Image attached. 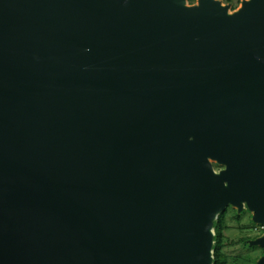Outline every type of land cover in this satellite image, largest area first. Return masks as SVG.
I'll return each instance as SVG.
<instances>
[{
	"label": "water",
	"instance_id": "water-1",
	"mask_svg": "<svg viewBox=\"0 0 264 264\" xmlns=\"http://www.w3.org/2000/svg\"><path fill=\"white\" fill-rule=\"evenodd\" d=\"M229 205L264 224V0H0V264H213Z\"/></svg>",
	"mask_w": 264,
	"mask_h": 264
},
{
	"label": "rangeland",
	"instance_id": "rangeland-1",
	"mask_svg": "<svg viewBox=\"0 0 264 264\" xmlns=\"http://www.w3.org/2000/svg\"><path fill=\"white\" fill-rule=\"evenodd\" d=\"M187 5H197L199 0H186ZM223 5L229 7V12H235L239 10L242 6L244 0H220ZM215 170L220 171L224 169V166L218 164L217 162H212ZM226 213V224L224 230V236L227 239L228 243L224 247L223 251L226 255H229L228 264H250L245 258L244 255L245 248L242 240L247 239V242L250 245V240H254L260 236L264 235V224L255 223L253 221V212L250 211L246 206L239 211L237 207L229 205L226 210L220 215ZM220 217V216H219ZM239 217V218H238ZM219 219V218H218ZM218 219L214 222V228L216 229ZM224 238V242L226 239ZM215 246H216V231L214 235V244H213V264L215 262ZM252 246V245H251ZM257 252L251 254L249 259L258 260L264 255V249L260 246H256ZM243 255V256H242Z\"/></svg>",
	"mask_w": 264,
	"mask_h": 264
},
{
	"label": "trees",
	"instance_id": "trees-1",
	"mask_svg": "<svg viewBox=\"0 0 264 264\" xmlns=\"http://www.w3.org/2000/svg\"><path fill=\"white\" fill-rule=\"evenodd\" d=\"M225 224H226V213L220 215L216 229H215L216 246H215L214 264H228L229 262V255H226L225 252L223 251L224 247H226L227 243L229 242L228 238L226 239L223 233L225 230ZM224 238L226 239V242H224ZM242 241L244 243V248H245L244 255L247 256L245 259L248 262H250V264H255L256 260L251 259V258L249 259L248 256H250L251 254H255L257 252L256 246L249 245V243L247 242V239H244Z\"/></svg>",
	"mask_w": 264,
	"mask_h": 264
}]
</instances>
